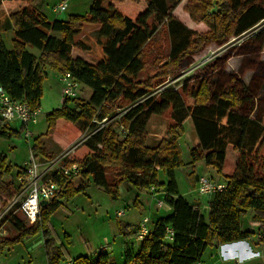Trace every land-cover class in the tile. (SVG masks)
Returning a JSON list of instances; mask_svg holds the SVG:
<instances>
[{"label":"trees","instance_id":"16d2710c","mask_svg":"<svg viewBox=\"0 0 264 264\" xmlns=\"http://www.w3.org/2000/svg\"><path fill=\"white\" fill-rule=\"evenodd\" d=\"M6 1L12 0H0V5ZM180 2L94 0L88 15H73L67 21H50L35 7L10 14L15 37L9 49L0 34V86L13 101L27 102L36 111L40 109L44 82L50 71L60 75L70 72L92 94L88 101L78 99L74 109L69 105L72 100L66 98L61 108L48 115L49 129L64 120L84 131H98L74 155L81 167L77 178L52 174L60 189L41 209L36 222L25 227L18 216L19 205L0 220V229L9 223L19 232L13 238L0 236V248L25 238L36 237L33 242L41 240L38 234L42 229L46 231L61 200L84 192L92 183L103 187L113 199L119 198L118 187L122 184L138 192L155 187L169 207L167 214L150 221V232L141 241H138L140 224L118 223L126 264L206 262L204 257L209 249L255 236L254 231L243 227L242 219L249 212L253 213L252 223L264 233V156L260 155L264 142L261 111L264 99L259 98L264 87V0H201V19L212 31L208 39L197 36L173 15ZM192 16L197 17L193 12ZM86 25L100 26L103 45L100 59L90 57V46L77 38ZM161 25L167 27L171 37L170 61L166 66L173 67L174 75L188 69L207 49L220 48L234 38L243 39L240 45L227 48L196 70L198 74L205 70L208 74L190 92L189 105L183 95L188 89L187 81L180 90L169 87L156 97L150 94L149 84L138 80L146 68L145 47ZM234 58L240 62L237 72L232 73L227 70V63ZM247 74L251 78L245 83ZM124 105H128L127 111L117 120L115 109ZM170 109L174 124L167 136L148 145L151 117ZM108 117L112 119L109 127L100 128L99 122ZM187 120L198 141L191 148L189 164L203 163L205 171L215 170L226 184L224 190L207 196V211L201 203L182 194L176 179V170L184 167L179 140ZM116 126L125 132L122 140ZM27 128L22 123L19 131L0 120V139L20 135ZM230 147L239 153V159L232 175H223L230 170L227 164ZM31 151L40 160L54 157L39 137L35 138ZM116 167L121 173L110 181L107 170ZM162 173L165 181L160 180ZM21 174L22 167L15 173L0 156V195L5 206L21 190L18 182ZM191 175L195 181L196 172ZM135 205L141 207L138 202ZM168 229L173 232L172 239L168 238ZM63 260L58 251L50 257L49 264ZM71 260L74 264H113L107 251L101 249L97 257L79 256Z\"/></svg>","mask_w":264,"mask_h":264},{"label":"rangeland","instance_id":"374dc122","mask_svg":"<svg viewBox=\"0 0 264 264\" xmlns=\"http://www.w3.org/2000/svg\"><path fill=\"white\" fill-rule=\"evenodd\" d=\"M61 0H12L6 1L0 5V29L7 27V34H4V40L9 48L12 47L11 41L14 38V25L10 19L12 12H15L25 7H35L39 9L50 21L56 19L67 21L73 15L86 16L90 13L94 0H68L67 9L61 13H55L54 7ZM201 0H181L174 8L173 15L178 18L188 28L194 30L197 36L203 39H208L211 36V28L201 19L200 3ZM192 12L196 14V18L192 16ZM96 25H86L83 32L77 37L84 40L90 46V57L100 59L103 55V45L100 42L99 32L96 30ZM11 28V30H9ZM243 39L234 38L228 44L220 47L207 49L194 64L185 71H178L174 75V69L171 66H166L170 61L171 52V37L165 25L158 28V32L145 47L146 68L139 76L138 80L151 86L150 94L158 97L160 91L166 88L181 89L188 82L187 91H183L186 103L189 105L190 92L197 88L204 80L208 72L205 70L201 74L196 72V66L212 53L217 56L224 52L227 48L240 45ZM200 46L202 42L198 41ZM13 43V42H12ZM33 51H37L33 48ZM240 59L234 58L227 63L229 72H237ZM57 72L50 71L49 78L44 82L43 97L41 99L40 112L37 116V122L31 123L28 126L29 137H26L27 130L20 135L16 134L11 138L0 139V156L6 160L7 166H10L15 173L19 167L30 159L31 145L34 144L35 138H40L47 152L54 157L67 149L72 144L76 143L81 137L89 134L91 131H84L78 125L64 120H60L55 127L49 129L48 115L54 110L63 106L64 100L67 98L62 90L61 82L59 81ZM251 74H247L244 78L245 83H248ZM92 94V90L86 86L77 88V97L70 99L69 105L73 109L77 107L78 99L88 101ZM264 99V87L259 96ZM128 105L122 108H116V118L126 110ZM261 109V108H260ZM264 115V108L261 109ZM107 119L99 122L101 128L109 127L110 121ZM97 122L96 120H94ZM13 129L21 130L22 122L19 120L6 122ZM98 123V124H99ZM174 124L171 109L162 115H154L151 117L148 125V145L157 144L161 139L167 136V131ZM116 130L120 133V140L125 136V132L120 126H116ZM196 134L189 120L184 123V132L180 135L179 146L182 153L184 167L176 170V179L179 183L180 191L192 192L188 194L190 200L203 199L207 196H201L196 190H190V183H194L193 171L206 173L209 176L215 177V170L210 172L205 171V165L198 163L192 166L191 148L196 146ZM260 155L264 156V142L261 145ZM239 159V153L234 151L232 147L228 150L227 164L230 166L229 171H225L228 175H232L235 166ZM228 170V169H227ZM121 173L119 168H110L107 170V177L112 181L115 176ZM7 178V177H6ZM160 180L165 181L166 176L162 173ZM92 183V182H91ZM122 184L119 185V198L113 199L112 196L101 186L90 184L84 192L74 195L67 200H61L62 204L51 215L49 225L41 230L38 234L41 240L29 243L32 238H25L9 243L0 248V264H49L50 257L54 256L58 251L61 252L64 260H71L79 256L97 257L100 254L102 247L106 248L111 261H119L121 248L123 246V238L118 233L119 222H131L132 225H137L139 220L147 213H150L149 204L155 199L151 190H143L138 192L136 189ZM139 196L141 202L146 205V209L135 205V198ZM5 199L0 195V220L9 212L12 201L5 206ZM118 211H125L121 217H117ZM252 213H247L243 219V227L255 228L256 232L261 231L259 225L252 223ZM20 220L25 227H30L33 222L29 221L22 212L18 213ZM255 232V233H256ZM19 232L9 223L3 229H0V236L4 238L16 237ZM264 237V236H263ZM252 240L247 241L251 244ZM247 243L241 242L230 247L232 250L241 254H248ZM63 260V261H64ZM120 264V262H118ZM253 264V263H250Z\"/></svg>","mask_w":264,"mask_h":264},{"label":"built area","instance_id":"2783aa9c","mask_svg":"<svg viewBox=\"0 0 264 264\" xmlns=\"http://www.w3.org/2000/svg\"><path fill=\"white\" fill-rule=\"evenodd\" d=\"M68 0H61L53 9L55 13H61L67 9ZM244 35L243 37H245ZM242 39V38H240ZM217 56L216 53H212L206 56L197 66L198 68L204 67L208 62L213 60ZM59 81L62 85L64 95L69 99L77 97V88L79 83L73 78L70 72H66L59 76ZM127 111V109L125 110ZM124 111V112H125ZM40 109L32 111L30 105L27 102L13 101L10 96L6 93L4 88L0 86V120L9 122L19 120L23 124L37 122V116L39 115ZM101 128V126H100ZM91 132L81 137L76 143L69 146L67 149L62 151L59 155L53 157L50 160H40L36 158L32 151L31 157L22 166V174L18 178V182L21 185V190L12 199L11 208L15 205H19L20 212L31 222H36L43 206L42 201L48 203L56 196L60 189L59 184L54 180L52 174H62L67 178H77L81 173V167L75 160V153L78 148L85 143L96 131L90 130ZM29 131L27 128L26 137H29ZM197 191L201 196H210L217 191H222L226 188L225 183H217L209 176H200L197 182ZM151 192L154 199L156 200V206L159 209H169L163 199L157 197V190L152 187ZM10 208V209H11ZM125 214V211H118L117 217H121ZM150 218L144 217L140 222V229L138 234V240H143L150 232L149 229ZM173 232L168 229V238L172 239ZM263 238V236H260ZM106 248L102 247L101 252H105ZM52 264H74L73 260H64ZM132 264H142L141 262H134ZM196 264H209L207 262H198Z\"/></svg>","mask_w":264,"mask_h":264},{"label":"crops","instance_id":"0c3cea01","mask_svg":"<svg viewBox=\"0 0 264 264\" xmlns=\"http://www.w3.org/2000/svg\"><path fill=\"white\" fill-rule=\"evenodd\" d=\"M3 4H4V2H3ZM8 16H10V15H8ZM92 27H95L96 30L99 32L100 26H92ZM7 30H8L7 27L5 29H0V34H1L3 39H4V34H7V32H6ZM9 30H11V28ZM14 37H15V31H14ZM13 40H14V38L11 41L12 47H13V44H12ZM79 40H82V39H79ZM6 46H7V44H6ZM12 47L11 48L8 47V48L12 49ZM30 50L37 55L39 54L38 51L35 52L31 48H30ZM102 52H103V50H102ZM102 57H103V55H102ZM197 142L198 141L196 140V143ZM210 171L211 170H206V172H210ZM223 175H228V174L226 172H224ZM196 176L197 177H196V180L194 181V183H192V184L190 183L189 185L191 188L190 190H193V188H194L196 190V192L198 193V191H197L198 178L200 176H204V174L197 171ZM209 177L213 178L214 181L217 183H223V181H224L223 176L218 174L217 172L215 174V177L214 176H209ZM128 189L131 190V187H129ZM191 193L192 192H190V191H186L185 193H182V194H184L188 197V194L190 195ZM157 197L162 199V192L161 191L158 192ZM207 200H208V197L205 198V200L198 198V199H195L192 201L201 203L202 206H205V210L207 211L208 210ZM136 202H138L139 206H141L143 209L147 208L146 205H144V203L140 201L139 196H136L135 203ZM148 208L150 210V213L149 214L147 213L144 217H149L150 221L167 214V210H169V209H159L156 206V200L151 202L149 204ZM251 216H252V220H253V213ZM144 217H142L141 220H139V223L137 222V226L140 224V222L142 221V219ZM126 223L132 224L129 221H127ZM245 228L256 232L255 228H258V227L257 226L253 227V225H252L251 228H248V227H245ZM260 236H264V233L262 231H257L255 236L252 239H249V240H252L251 244L247 243V241H249V240H245V241H238V242H234V243H230V244L221 245L218 248H211V249H209V251L205 255L204 260L209 264H250V263L264 264V239L260 238ZM241 242L247 243L246 245L248 248L247 249L248 254L245 253L246 255L241 254L237 251H234L230 248L233 245H236V244L241 243ZM124 249H125V247L123 244V246L121 248L120 259H119V261H116V259L114 261H111L113 264H119L118 262H120V264H126L127 259L124 256V252H125Z\"/></svg>","mask_w":264,"mask_h":264},{"label":"water","instance_id":"95a60500","mask_svg":"<svg viewBox=\"0 0 264 264\" xmlns=\"http://www.w3.org/2000/svg\"><path fill=\"white\" fill-rule=\"evenodd\" d=\"M47 204H48V202L45 201V200L41 202V205H42L43 207H45ZM35 239H36V237L32 238V239L29 241V243H32Z\"/></svg>","mask_w":264,"mask_h":264}]
</instances>
